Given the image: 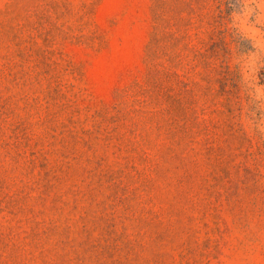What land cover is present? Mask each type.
Returning <instances> with one entry per match:
<instances>
[{
	"label": "rangeland",
	"instance_id": "rangeland-1",
	"mask_svg": "<svg viewBox=\"0 0 264 264\" xmlns=\"http://www.w3.org/2000/svg\"><path fill=\"white\" fill-rule=\"evenodd\" d=\"M0 264H264V0H0Z\"/></svg>",
	"mask_w": 264,
	"mask_h": 264
}]
</instances>
